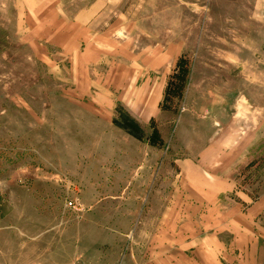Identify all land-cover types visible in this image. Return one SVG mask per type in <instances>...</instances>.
<instances>
[{
    "label": "rangeland",
    "instance_id": "rangeland-1",
    "mask_svg": "<svg viewBox=\"0 0 264 264\" xmlns=\"http://www.w3.org/2000/svg\"><path fill=\"white\" fill-rule=\"evenodd\" d=\"M0 264H264V0H0Z\"/></svg>",
    "mask_w": 264,
    "mask_h": 264
},
{
    "label": "built area",
    "instance_id": "built-area-1",
    "mask_svg": "<svg viewBox=\"0 0 264 264\" xmlns=\"http://www.w3.org/2000/svg\"><path fill=\"white\" fill-rule=\"evenodd\" d=\"M70 205H72V204H70Z\"/></svg>",
    "mask_w": 264,
    "mask_h": 264
}]
</instances>
